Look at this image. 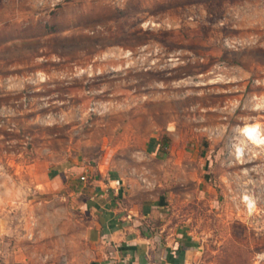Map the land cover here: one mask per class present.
<instances>
[{
    "label": "rangeland",
    "instance_id": "374dc122",
    "mask_svg": "<svg viewBox=\"0 0 264 264\" xmlns=\"http://www.w3.org/2000/svg\"><path fill=\"white\" fill-rule=\"evenodd\" d=\"M247 127L264 137V0H0L5 195L78 143L123 159L154 135L197 161L195 181L159 182L201 264H264V138Z\"/></svg>",
    "mask_w": 264,
    "mask_h": 264
},
{
    "label": "crops",
    "instance_id": "0c3cea01",
    "mask_svg": "<svg viewBox=\"0 0 264 264\" xmlns=\"http://www.w3.org/2000/svg\"><path fill=\"white\" fill-rule=\"evenodd\" d=\"M91 145L69 147L41 173L27 174L37 187L31 194L5 195L0 176V264H201L195 233L159 182L195 181L192 150L169 160L152 135L122 144L131 151L123 159L114 145V154L95 161L98 144Z\"/></svg>",
    "mask_w": 264,
    "mask_h": 264
},
{
    "label": "built area",
    "instance_id": "2783aa9c",
    "mask_svg": "<svg viewBox=\"0 0 264 264\" xmlns=\"http://www.w3.org/2000/svg\"><path fill=\"white\" fill-rule=\"evenodd\" d=\"M247 128H248V127H247ZM254 128H256V129H254V130H250V129L246 130V129H245V130L243 131V133L245 134V136H246L249 140H254V137L257 136V135L263 137L260 128H259V127H254ZM263 138H264V137H263ZM82 179L84 180L85 177H82Z\"/></svg>",
    "mask_w": 264,
    "mask_h": 264
},
{
    "label": "bare ground",
    "instance_id": "6f19581e",
    "mask_svg": "<svg viewBox=\"0 0 264 264\" xmlns=\"http://www.w3.org/2000/svg\"><path fill=\"white\" fill-rule=\"evenodd\" d=\"M248 129H250V130H254V129H256V128H254V127H251V128H250V127H249V128H247L246 130H248ZM258 137H259L258 135L255 136L256 139H258ZM258 140H259V139H258ZM258 140H256V141H258Z\"/></svg>",
    "mask_w": 264,
    "mask_h": 264
}]
</instances>
